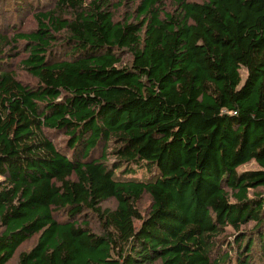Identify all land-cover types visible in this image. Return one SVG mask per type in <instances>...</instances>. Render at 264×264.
<instances>
[{
	"label": "trees",
	"instance_id": "obj_1",
	"mask_svg": "<svg viewBox=\"0 0 264 264\" xmlns=\"http://www.w3.org/2000/svg\"><path fill=\"white\" fill-rule=\"evenodd\" d=\"M171 1L134 21L104 0L34 12L12 37L34 85L4 69L0 34V264L35 234L13 264H264V231L254 256L241 230L264 223V0Z\"/></svg>",
	"mask_w": 264,
	"mask_h": 264
},
{
	"label": "rangeland",
	"instance_id": "obj_2",
	"mask_svg": "<svg viewBox=\"0 0 264 264\" xmlns=\"http://www.w3.org/2000/svg\"><path fill=\"white\" fill-rule=\"evenodd\" d=\"M89 1V0H86ZM103 1V0H102ZM109 3V10L113 14V18L116 21H124L130 19L134 21L133 16L137 15V7L141 0H104ZM190 1H203V0H190ZM56 0H0V34L7 37V41L3 43V48L5 52L3 53V60L5 62L4 69L11 71L15 78L24 84L34 85L36 84V79L29 74V71L21 64V60L27 56V46L24 41L13 40V36L19 33H26L36 29V20L34 18V12H41L51 10L55 5ZM163 11L173 12L175 4L171 0H163ZM63 38V37H62ZM58 43H61V37L58 36ZM60 56H63L60 54ZM122 64H129L131 62V55L123 50L120 53ZM61 58V57H60ZM242 76L244 77L245 71L241 70ZM49 137L55 143L57 147H66L67 136L63 132H48ZM107 162L111 163L113 157L108 154ZM116 166H114L113 170ZM258 165L254 160L240 165L237 169L250 170L257 168ZM121 170V169H120ZM145 173V172H144ZM114 176L120 177L119 169L114 170ZM2 177L0 176V179ZM137 178L143 179V174L138 173ZM250 192H259L264 196V186L257 187L256 189H251ZM151 199L147 193L143 194L141 198L136 202V207L145 216L150 209ZM115 206V201L112 199L106 200L101 203V208H113ZM56 217L59 220L66 218L65 212H57ZM79 220L85 221L89 224L91 229L100 233L102 231L101 220L98 217L97 212L91 210H84L83 213L78 216ZM139 221H135L136 225H139ZM241 230L245 232L250 231L249 237L254 241L252 247V254L257 255V247L259 245L257 234L264 231V223L255 226V223H249L247 226H242ZM253 231V232H251ZM233 229L231 227H226V232L222 236L234 237ZM37 234L33 235L31 238L25 240L15 251L13 257L9 260L7 264H13L18 260V255L20 251L28 250L36 241Z\"/></svg>",
	"mask_w": 264,
	"mask_h": 264
}]
</instances>
